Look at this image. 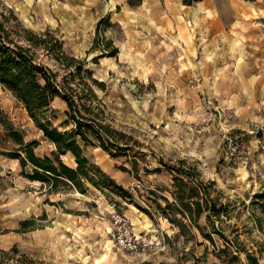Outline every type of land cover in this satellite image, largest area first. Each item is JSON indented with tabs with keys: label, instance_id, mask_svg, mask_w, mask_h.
Instances as JSON below:
<instances>
[{
	"label": "rangeland",
	"instance_id": "obj_1",
	"mask_svg": "<svg viewBox=\"0 0 264 264\" xmlns=\"http://www.w3.org/2000/svg\"><path fill=\"white\" fill-rule=\"evenodd\" d=\"M7 9L35 32L59 38L63 62L81 60L70 76L54 54L37 51L59 81L69 76L81 91L87 84L94 90L97 121L112 130L111 137L103 132L109 151L97 141L80 143L132 196L89 182L84 192L61 181L51 190L25 176L32 167L5 154L18 148L9 125L26 142L36 140L39 155L53 156L56 147L0 83V263L254 264L251 254L264 264V155L229 159L223 132L264 120V98L253 95L264 86V0H143L135 7L128 0H0V11ZM211 18L221 34L213 33ZM109 40L118 53L98 56L111 50ZM87 70L105 85L94 84ZM65 110L57 97L40 119L56 114L54 124L68 130ZM62 159L76 165L71 153ZM157 167L161 172L152 171ZM192 185L198 197H188ZM190 202L200 207L185 206ZM211 203L218 212L207 210ZM115 210L148 243L145 250L120 244Z\"/></svg>",
	"mask_w": 264,
	"mask_h": 264
},
{
	"label": "trees",
	"instance_id": "obj_2",
	"mask_svg": "<svg viewBox=\"0 0 264 264\" xmlns=\"http://www.w3.org/2000/svg\"><path fill=\"white\" fill-rule=\"evenodd\" d=\"M143 0H128L130 6H139ZM185 5H194L203 0H182ZM110 51L106 48L98 56H115L118 53V47L113 44L112 40L107 42ZM38 49L48 51L54 54V58L62 65L69 68V75L74 76L75 71L81 69V60L67 58L62 50L60 39L50 32L37 33L21 20L13 9L0 11V83L8 88L14 96L23 103L29 114L35 119L37 126L43 131V134L54 143L56 150L52 155H39L35 150L38 146L36 140L26 142L24 135L19 130H14L9 125L11 134L9 136L17 145L11 152L5 153L12 159H17L22 166L30 165L33 171L26 172L25 176L31 180H38L50 183L51 190L57 188L58 182H64L68 186H73L78 190L87 189L86 182L100 190L112 189L124 198H131L132 194L129 189L119 185L117 181L100 166L92 162L86 154L80 141L85 144L98 142L102 148L109 151L107 136L111 137V128L97 121L98 112H95L94 90L88 85V92L73 85L69 76L64 77L62 81L58 80L57 73L38 55ZM108 49V48H107ZM91 81L103 87L104 81H99L92 76L91 70H87ZM89 95V96H88ZM57 97L63 98L68 105L65 110L67 118L64 120L65 127L73 123V127L68 130H59L54 124L58 116L52 114L46 116L45 121H41L40 116L45 115L53 107ZM97 107V106H96ZM79 136V139L77 137ZM71 153L75 159L76 165H69L62 156ZM115 155L113 152H111ZM153 172H161V168L152 169ZM182 182L181 178H175ZM212 183V182H211ZM189 198L198 197V187L192 185L190 188ZM152 193H155L153 190ZM181 193V192H180ZM260 194H257V197ZM264 197V193L262 194ZM165 201L174 207L177 205L166 197ZM175 199H178L175 197ZM182 201V198H179ZM179 203V202H178ZM191 204H200L190 202L185 204L188 208ZM181 209L184 206L181 204ZM207 210L218 212L214 204L206 206ZM179 209V208H176ZM179 210L180 213L183 211ZM209 239H213L208 235ZM5 254V252H2ZM252 263L257 264V258L248 254ZM20 260V259H19ZM32 260L22 258L18 264H32ZM3 264V263H0Z\"/></svg>",
	"mask_w": 264,
	"mask_h": 264
},
{
	"label": "built area",
	"instance_id": "obj_3",
	"mask_svg": "<svg viewBox=\"0 0 264 264\" xmlns=\"http://www.w3.org/2000/svg\"><path fill=\"white\" fill-rule=\"evenodd\" d=\"M259 110H262V113H264V106ZM223 132L226 147L225 155L229 159L246 162L245 160L254 151H258L264 155V120L257 122L253 129L245 130V132L235 133L232 126H228ZM249 135L252 139H249ZM113 216L116 224H118L116 226L118 240L124 248L131 251H140V249L145 250L148 247V243L140 240L136 233L127 225L129 221L124 214L115 210Z\"/></svg>",
	"mask_w": 264,
	"mask_h": 264
},
{
	"label": "crops",
	"instance_id": "obj_4",
	"mask_svg": "<svg viewBox=\"0 0 264 264\" xmlns=\"http://www.w3.org/2000/svg\"><path fill=\"white\" fill-rule=\"evenodd\" d=\"M244 2H246V0H244ZM241 7H243L240 12L241 14H244L245 12H247L245 9H246V4H240ZM187 6H191V5H187ZM208 21H209V17L206 18ZM242 21L244 20L242 17H241ZM211 29H213V33L218 35V34H221L222 33V25L220 23V21L216 20L215 18H211ZM261 84H264V79L263 80H260L259 81ZM253 95L255 98L257 99H261V98H264V86L260 85L258 89H255L254 92H253ZM258 119V116H256Z\"/></svg>",
	"mask_w": 264,
	"mask_h": 264
},
{
	"label": "bare ground",
	"instance_id": "obj_5",
	"mask_svg": "<svg viewBox=\"0 0 264 264\" xmlns=\"http://www.w3.org/2000/svg\"><path fill=\"white\" fill-rule=\"evenodd\" d=\"M136 222V221H135ZM142 228H145V226L142 225Z\"/></svg>",
	"mask_w": 264,
	"mask_h": 264
}]
</instances>
